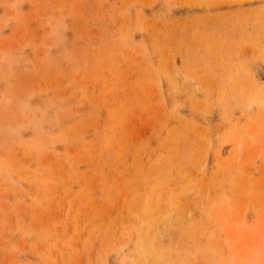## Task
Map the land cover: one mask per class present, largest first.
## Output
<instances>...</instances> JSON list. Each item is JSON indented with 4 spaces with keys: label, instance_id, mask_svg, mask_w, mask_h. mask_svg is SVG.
<instances>
[{
    "label": "rangeland",
    "instance_id": "1",
    "mask_svg": "<svg viewBox=\"0 0 264 264\" xmlns=\"http://www.w3.org/2000/svg\"><path fill=\"white\" fill-rule=\"evenodd\" d=\"M0 264H264V0H0Z\"/></svg>",
    "mask_w": 264,
    "mask_h": 264
},
{
    "label": "bare ground",
    "instance_id": "2",
    "mask_svg": "<svg viewBox=\"0 0 264 264\" xmlns=\"http://www.w3.org/2000/svg\"><path fill=\"white\" fill-rule=\"evenodd\" d=\"M158 199V198H157ZM156 201V200H155ZM160 202V201H159Z\"/></svg>",
    "mask_w": 264,
    "mask_h": 264
}]
</instances>
